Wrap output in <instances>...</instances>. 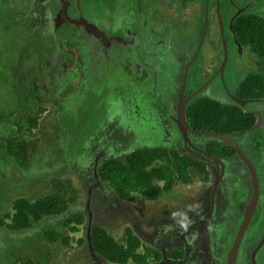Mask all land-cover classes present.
<instances>
[{
	"label": "rangeland",
	"instance_id": "obj_1",
	"mask_svg": "<svg viewBox=\"0 0 264 264\" xmlns=\"http://www.w3.org/2000/svg\"><path fill=\"white\" fill-rule=\"evenodd\" d=\"M147 1L81 0L75 16L87 18L90 32L102 37L82 45L88 62L84 78L77 79L70 72V58L78 42L70 29L58 28L51 39L40 29L41 22L26 24L29 18L23 0H0V218L21 198L34 202L60 192L69 202L66 213L46 218L30 230L0 228V264H108L88 244L93 226L104 229L120 244L130 230L144 246L161 253L163 258L157 264L215 262L214 226L208 217L216 178L212 165L206 181L203 175L190 172L191 184L178 183L171 193L152 202L138 196L131 203L121 201L98 180L97 171L105 162L122 161L140 148L188 154L179 133L165 128L170 120L162 122L168 116L170 97L175 99L174 87L184 75L183 64L197 47L198 56L190 60L187 89L196 91L203 84L198 100L228 105L244 79L259 72V60L237 45L228 19L241 8L245 14L264 18V0H211L207 18L199 12L198 2L188 3L192 15L187 17V25L169 32L171 60L140 52L151 72L136 84L135 92L134 74L127 73L122 63L112 62L119 56L110 45L127 35L123 18L134 16L138 4L148 7ZM164 6L178 13L180 0H166ZM38 16L49 15L39 12ZM211 55L214 65H209ZM195 69L201 70L196 73ZM76 80L81 82L79 87ZM53 96L54 105L49 106ZM38 102L43 111L37 114L36 128L30 130L27 121L34 115L28 112H34ZM144 105L153 108L148 111ZM242 107L255 115L256 124L236 141L258 168H264V102ZM140 114L152 116L156 122L140 120ZM156 128L161 132L152 133ZM146 131L151 134L146 136ZM190 141L200 146L211 139L192 136ZM233 164L244 168L236 160ZM74 214H81L84 223L78 234L71 235L63 222ZM49 230L63 233L69 244L49 242L44 238ZM172 252L184 256L173 260L167 256Z\"/></svg>",
	"mask_w": 264,
	"mask_h": 264
},
{
	"label": "trees",
	"instance_id": "obj_2",
	"mask_svg": "<svg viewBox=\"0 0 264 264\" xmlns=\"http://www.w3.org/2000/svg\"><path fill=\"white\" fill-rule=\"evenodd\" d=\"M230 29L237 45L249 49L259 60V72L249 74L239 85L234 97L251 103L264 102V18L241 13L231 22ZM185 121L191 130L227 135L240 148L236 137L253 129L256 117L233 101L229 105H223L216 101L201 100L187 107ZM29 124L30 130L36 128L35 121ZM192 136L201 137L191 134ZM210 139L211 141L200 146L192 145L195 149L182 141L188 154L165 149L135 150L122 161L109 160L101 165L97 171L98 180L107 184L123 202H134V196L144 202H152L163 194L171 193L178 183L191 184L190 172L203 175L206 181L208 167L213 162L200 151L218 160L230 162L234 167L233 162L236 160L246 168L227 142L212 137ZM68 204V200L60 192L38 198L34 202L17 199L10 211L0 218V228L9 232L30 230L46 218L66 213ZM83 223L84 217L74 214L63 222V227L68 233L75 235L79 233ZM44 238L51 243L69 244L67 236L53 230L46 231ZM88 244L94 254L108 264H157L163 258L156 249L144 246L130 230L125 231V242L120 244L104 229L93 226L89 230ZM167 256L173 260H181L184 255L172 252Z\"/></svg>",
	"mask_w": 264,
	"mask_h": 264
},
{
	"label": "flooded vegetation",
	"instance_id": "obj_3",
	"mask_svg": "<svg viewBox=\"0 0 264 264\" xmlns=\"http://www.w3.org/2000/svg\"><path fill=\"white\" fill-rule=\"evenodd\" d=\"M23 1H24V6L28 11V14L26 15V18H29L26 21L27 25L30 24L29 23L30 21L41 22L40 29L44 30L45 33H48V36L51 39L55 38L58 28L70 29V33L74 36V38L77 39L78 42L76 49L74 45V49L72 51L74 53L71 54L70 72H73L75 75L73 74L72 76H76L77 79L84 78L86 74L84 69L86 68L85 67L86 62H88V60L85 58H87L88 52L82 51L83 50L82 45L88 39L89 40L92 39L95 40L97 38L101 39L102 35L100 37H97L90 32L89 30L90 27L88 24L89 20H87V18H85L83 15L75 16L76 13H79V8H80L79 6L81 0H23ZM165 1L166 0H148L147 1L149 5L148 7L140 8L141 6L139 4L134 6L133 9L134 16L132 15L130 16V18L129 17L125 19L123 18L125 23H127L125 30L127 35H124V38L122 36L118 37L117 39H115V43L111 42L110 45V48H113V50L114 49L117 50V54L119 56L117 59H114V61L112 62L117 64L122 63V66L127 71V73L134 74L135 92L137 88L136 84L139 83L142 79L148 78L149 76L147 75H149L148 73L151 72L148 71L149 68L146 67L149 66V64L145 62L143 57L144 54H141L140 52L145 51V53H151V55L154 57L157 58L161 57V58H166L167 60L168 59L171 60L170 58L173 55V50H172L173 43L171 42V34L169 32H171L172 29L174 30L177 28L184 29L185 26L187 25V17H190V15H192V13L189 12L188 3L191 4L198 2L201 6L199 8V12H202L203 15L206 14L205 16L206 18L209 16L210 13L209 3L211 0H199V1L195 0L193 2H191L190 0H180L178 13H173L172 8L165 7L164 6ZM212 8H214V5L212 6ZM213 10L214 11L216 10L217 12V8ZM242 11L243 8L237 10L234 13V15L231 14L230 18L228 19L229 20L228 24L231 25V22L234 20V18L237 15L243 13ZM39 12H41V14L45 12L47 15H49L48 17H44L46 21L45 24H43L44 18L38 16ZM65 12L67 16L65 15ZM188 12L190 14H188ZM181 13L182 16L179 17L178 15ZM60 24H62V27L60 26ZM71 37L69 35V38ZM85 37L87 38L86 40ZM131 54L134 55L133 58L130 57ZM198 54H199V50L197 47H195L189 60L183 64L184 75L180 81V84L177 87H174L175 99L171 100L172 97H170L168 103V109H169L167 114L168 116L166 117V119L164 118L162 120L163 123H166L167 120H170L169 121L170 125L168 126V128L165 126V128L169 131V133L174 130L179 131L175 124V120L177 116L176 113H177L178 94L182 87L184 77H185V85L182 95L185 101L184 119H185V110L187 109V107L194 102L201 101L197 99V95H199L198 91L201 90L203 84L201 86H197L196 91L187 89L189 83V68L193 63V62L190 63V60L192 59L194 61V59L198 56ZM206 57L207 54H204V58ZM211 57L209 58V62H210L209 65L210 64L214 65L213 56L211 55ZM218 69L219 66L215 67V71H217ZM199 70L201 69H195L193 72L197 73ZM193 72L191 73V75L193 74ZM78 81L79 80L75 81V85L79 87L81 85V82L79 85ZM82 88H84V86H82ZM54 100L55 98L53 96L51 103L49 102L47 104L49 106L51 104L54 105L53 103ZM229 101L232 100L228 99L226 104L229 105L230 104ZM145 103L147 102H144L143 104ZM41 104L42 103L36 105V109L34 112H28L34 115V118L29 119L27 122L31 123L33 121L35 122L37 121L38 112L43 111V109L41 108ZM144 107L145 110L147 109L148 111H151V108H153L150 107L149 105H144ZM138 112L140 113L141 111L138 110ZM138 116L140 117V120L142 119L146 121L150 120L152 122H156L155 119L153 120L151 119L152 116L151 117L149 116L150 118H148L147 116L144 117V114H140ZM158 122L159 121L157 119V123ZM160 132L161 131L157 130V128L154 131H152V133H160ZM150 134L151 132L146 131V136H149ZM190 137H189V141H190ZM150 138H152V136H150ZM240 150L242 151L244 156L252 163L254 167L257 189H258V199L256 203V208H257L256 213L254 214L244 235L240 238L239 246L235 251L234 261L235 264H264V168H258L255 165V163H253L246 156L242 148ZM218 161H219L218 164L212 161L213 162L212 166L216 171L215 181L217 180V178H219V181L214 191L213 210H211V202H210L208 217L211 222V225L214 226L213 238L215 241L214 248L216 249V257H215V262L213 264H227L231 249L235 245L238 237L241 218L252 200L253 189H252V180L250 177V172L247 168H236L233 165H231L230 162H225L222 160H218ZM210 201H211V196H210Z\"/></svg>",
	"mask_w": 264,
	"mask_h": 264
},
{
	"label": "water",
	"instance_id": "obj_4",
	"mask_svg": "<svg viewBox=\"0 0 264 264\" xmlns=\"http://www.w3.org/2000/svg\"><path fill=\"white\" fill-rule=\"evenodd\" d=\"M184 85H185V78H184L182 87H181L179 94H178L177 113H176L177 116H176V120H175V124H176L182 138H183L184 143L186 145L190 146L191 148L195 149L192 146L191 142L189 141V137L191 134L221 139V140L227 142L231 146V148L234 150L235 154L238 156V158L243 162L245 167L250 172V177L252 180V189H253L252 200H251L250 204L248 205L245 213L243 214V216L241 218L238 237H237L235 245L231 249L230 255L228 257V262H227V264H235V261H234L235 251L239 246L240 238L244 235L245 231L247 230V227L249 226V224H250V222H251V220H252V218H253L254 214L256 213V210H257L256 203H257V199H258V189H257V182H256L254 167H253L252 163L244 156V154L242 153V151L238 147L237 143L232 138H230L229 136L223 135V134H218V133H211V132H197V131L189 129V127L187 126L185 119H184L185 101H184L183 96H182ZM231 100L234 103H237L241 106L251 103L249 101H242V100L237 99L235 97H231ZM200 152L208 160L213 161L214 163H217V164L219 163V161L217 159L209 156L205 152H202V151H200ZM218 181H219V178H217V180L215 181V183L212 187L211 201H210L211 202V210H213L214 191L217 187Z\"/></svg>",
	"mask_w": 264,
	"mask_h": 264
}]
</instances>
